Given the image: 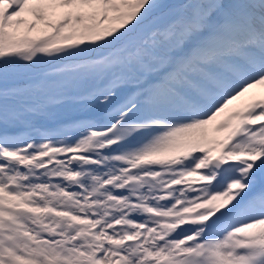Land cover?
<instances>
[{"label":"snow or ice","instance_id":"6c2138e0","mask_svg":"<svg viewBox=\"0 0 264 264\" xmlns=\"http://www.w3.org/2000/svg\"><path fill=\"white\" fill-rule=\"evenodd\" d=\"M0 264H264V0H0Z\"/></svg>","mask_w":264,"mask_h":264}]
</instances>
